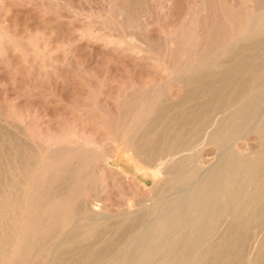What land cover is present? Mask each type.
Segmentation results:
<instances>
[{
    "label": "rangeland",
    "instance_id": "obj_1",
    "mask_svg": "<svg viewBox=\"0 0 264 264\" xmlns=\"http://www.w3.org/2000/svg\"><path fill=\"white\" fill-rule=\"evenodd\" d=\"M263 10L0 0V264H264ZM228 160L194 244L199 182Z\"/></svg>",
    "mask_w": 264,
    "mask_h": 264
},
{
    "label": "bare ground",
    "instance_id": "obj_2",
    "mask_svg": "<svg viewBox=\"0 0 264 264\" xmlns=\"http://www.w3.org/2000/svg\"><path fill=\"white\" fill-rule=\"evenodd\" d=\"M166 1H168V0H166ZM178 3V2H177ZM149 5V4H148ZM242 8V7H241ZM241 11H243V10H241ZM262 12V11H261ZM263 12H264V10H263ZM239 13V12H238ZM242 13V12H241ZM54 15V14H53ZM244 15V14H243ZM42 16V15H41ZM54 17V16H53ZM264 20V19H263ZM44 21V20H43ZM237 22V21H236ZM239 22V21H238ZM234 23V22H233ZM241 23V22H240ZM264 23V22H263ZM259 24V23H258ZM252 25V24H251ZM228 26V25H227ZM243 26H245V25H243ZM257 27V26H256ZM262 27V26H261ZM241 28V27H240ZM242 28H244V27H242ZM245 29H247L246 27H245ZM257 29V28H256ZM256 29H255V31H256ZM260 29V28H259ZM264 29V28H263ZM236 33V32H235ZM256 45V44H255ZM165 91V90H164ZM248 98V97H247ZM206 110V109H205ZM114 120H116V119H114ZM136 120V119H135ZM165 120V119H164ZM163 123V122H162ZM165 123V122H164ZM168 123V122H167ZM173 123V122H172ZM166 126V125H165ZM168 126V125H167ZM150 127V126H149ZM164 128V127H163ZM179 128V127H178ZM161 129V128H160ZM165 129H167V128H165ZM148 130H150V129H147L146 131H148ZM143 132H145V129L144 130H142ZM151 131V130H150ZM165 132L167 131V130H164ZM164 131L162 130V133H164ZM143 132L141 133V134H143ZM149 132V131H148ZM155 132V131H154ZM153 132V133H154ZM157 132V131H156ZM160 132V131H159ZM176 131H174V133H175ZM177 133V132H176ZM211 133V132H210ZM227 133V132H226ZM161 134V133H160ZM160 134H158L157 133V135H160ZM169 134V133H168ZM122 135V134H121ZM155 135H156V133H155ZM166 135V134H165ZM111 136V135H110ZM154 136V135H153ZM179 136V135H178ZM181 136V135H180ZM220 137H222V136H219V138ZM122 138V137H121ZM159 138V141H160V137H157V139ZM179 138V137H178ZM223 138V137H222ZM116 139H117V137H116ZM119 139H120V137H119ZM152 139H154L153 137H152ZM151 139V140H152ZM164 139H166V138H164ZM217 139V138H216ZM90 140V139H89ZM118 140V139H117ZM126 140V139H125ZM215 140V139H214ZM122 141V140H121ZM139 141V140H138ZM156 141V140H155ZM174 141V140H173ZM144 142V141H143ZM146 142H147V140H146ZM220 142V141H219ZM74 143V142H73ZM125 143H128V142H125ZM165 143V142H164ZM179 143V142H178ZM77 144V143H76ZM130 144V143H129ZM148 145H150L149 144V142L147 143ZM143 147L145 146V145H142ZM152 146V145H151ZM150 146V147H151ZM174 146V145H173ZM78 147H81V146H78ZM137 147H138V145H137ZM142 147V148H143ZM149 147V146H148ZM157 147V146H156ZM155 147V148H156ZM83 148V147H82ZM138 148H140V147H138ZM154 148V146L153 147H151V148H149L148 150H150V154H148V153H143L142 154V152H141V154L145 157V159H146V157L149 159V158H154L153 157V155L155 154L154 153V151H155V149L154 150H152ZM165 148V147H164ZM168 148V147H167ZM175 148V147H174ZM141 149V148H140ZM144 149V148H143ZM54 150V149H53ZM164 150H166V149H164ZM137 151H139V150H137ZM141 151V150H140ZM139 151V152H140ZM142 151H144V150H142ZM159 151V150H158ZM75 152V151H74ZM83 152H85V151H83ZM156 152H157V150H156ZM173 153V152H172ZM85 154V153H84ZM90 154V153H89ZM136 154H137V152H136ZM77 155H78V153H77ZM88 155V154H87ZM75 156V155H74ZM155 156V155H154ZM78 157V156H77ZM86 157V156H85ZM114 157V156H113ZM135 157H138V155H136ZM158 157V156H157ZM161 157H164V156H161ZM105 158V157H104ZM228 158H233V156H230V157H228ZM227 158V156H226V160L228 159ZM81 159V158H80ZM85 159V158H84ZM95 159V158H94ZM109 159V158H108ZM137 159V158H136ZM144 159V160H145ZM170 159V158H169ZM232 160V159H231ZM231 160H228V162L226 161V167H225V169H222L221 167L220 168H218L217 170L216 169H214L213 170V168H212V170H211V172H210V174L207 176V178H205L204 180L202 179L200 182H199V186H198V190H199V193H198V195H196V196H194V201H193V203L192 202H190V203H192L193 205H195L196 207H194L195 208V210L197 211L196 212V216L194 217V218H192L191 219V221L190 222H188V223H186V224H183L184 226L186 225V227L187 226H189L190 227V229L192 228L193 229V231H194V234H191V236H189V239L190 238H192L193 240H194V244H195V242H196V239L198 238V237H200V235H205L206 233H204V232H206L207 231V229H209L210 228V226L208 227H205V226H203L202 224L203 223H205L206 221H204L203 222V220L205 219V217L207 216V215H211V217H213V214L215 213V209H213V200H216V199H218V198H220V197H224V192H225V187H227V185L229 184V182L231 183V178L229 177V173L227 172V166H229L228 164H230L229 162L231 161ZM236 160V159H235ZM93 161V160H92ZM98 161V160H97ZM134 161V160H133ZM138 161V160H137ZM96 162V161H95ZM135 162V161H134ZM139 162H140V160H139ZM161 162V161H160ZM56 163V162H55ZM86 164V163H85ZM222 164H223V162H222ZM135 166L137 167V169H139V167H138V164H135ZM230 166H232V165H230ZM49 167H50V165H49ZM53 167H55V166H53ZM97 168V167H96ZM232 168V167H231ZM231 168H229V169H231ZM249 168V167H248ZM247 169V168H246ZM81 170H83V169H81ZM89 170V169H88ZM231 172H232V170H230ZM78 172H79V170H78ZM88 172H90V171H88ZM70 173V172H69ZM84 173V172H83ZM161 173V172H160ZM73 174V173H72ZM79 174V173H78ZM80 175V174H79ZM86 175V174H85ZM70 176H71V174H70ZM75 176H76V174H75ZM74 176V177H75ZM94 176V175H93ZM73 177V179H75ZM78 177V176H77ZM80 177H82V175L80 176ZM79 177V178H80ZM89 177V176H88ZM85 178V177H84ZM78 179V178H77ZM87 179V178H86ZM76 180V179H75ZM81 181H83V179H80ZM235 180V179H234ZM87 182V181H86ZM74 183V182H73ZM77 183V182H76ZM76 183L75 184H73L72 186L74 187V185L76 186ZM81 183V182H80ZM85 183V182H84ZM96 184V183H95ZM78 185V184H77ZM81 184H79V186H80ZM94 185V184H93ZM84 186V185H83ZM91 186V185H90ZM95 186V185H94ZM229 186V185H228ZM34 187V186H33ZM77 188V187H76ZM86 188H87V186H86ZM92 188H94V187H92ZM197 188V187H196ZM228 188V187H227ZM237 188V187H236ZM73 189V188H72ZM78 189V188H77ZM82 189V188H81ZM80 189V190H81ZM73 191V190H72ZM75 192V194L77 195H79V193H76V191H74ZM74 192H72V193H74ZM78 192H79V190H78ZM264 192V191H263ZM196 193V192H195ZM73 195V194H72ZM262 195V194H261ZM68 196H69V194H68ZM192 196V195H191ZM72 199L74 198L73 196L71 197ZM261 198V197H260ZM259 198V199H260ZM71 199V200H72ZM78 200V198H75V200ZM187 199V198H186ZM70 200V199H69ZM64 201V200H63ZM189 201V200H188ZM219 201V200H218ZM54 202V201H53ZM62 202V201H61ZM72 202V201H71ZM70 202V203H71ZM77 202V201H76ZM187 202V201H186ZM21 203V202H20ZM72 203H74V202H72ZM217 203V202H216ZM79 204V203H78ZM67 205H68V203H67ZM72 205V204H71ZM89 205H93V204H89ZM95 206H96V204H94ZM97 205H99V204H97ZM60 206V205H59ZM77 206V208L79 207L78 205H76ZM69 207V206H68ZM71 207V206H70ZM83 207V206H82ZM91 207V209L92 210H95L96 208H98V207H94V206H90ZM178 207L179 206H176L175 205V208H174V210L176 211V209H178ZM184 207H186V206H184ZM190 207V206H189ZM73 208V207H72ZM76 208V207H75ZM79 209H82L81 208V206H80V208ZM127 209V208H126ZM128 209H130V206L128 207ZM71 210V209H70ZM84 210V209H83ZM100 210V209H99ZM173 209L171 210V208L168 210V209H164L160 214H159V216H158V218H157V220L153 223V225H152V228H153V230H159V229H164V228H167L168 227V224H170L171 223V220H174V219H177L178 218V216H179V214H177V213H175V212H173L174 211ZM73 211V210H72ZM75 211V210H74ZM81 211V210H80ZM90 211V210H89ZM183 211V210H182ZM188 211V210H187ZM191 211H192V209H191ZM32 212V211H31ZM97 212V211H96ZM174 213V215H169V213ZM220 212V211H219ZM183 213V212H182ZM222 214V213H221ZM252 214V213H251ZM190 215V214H189ZM225 215V214H224ZM175 216V217H174ZM183 216V215H182ZM222 216H223V214H222ZM228 216V215H227ZM189 217V216H188ZM208 217V216H207ZM217 217V216H216ZM247 217V216H246ZM215 218V217H214ZM235 218V217H234ZM207 219V218H206ZM216 220V219H215ZM218 221V220H217ZM177 222V221H176ZM212 224V223H211ZM25 225V224H24ZM207 225V224H206ZM182 227V226H181ZM222 227V226H221ZM240 228V227H239ZM242 229V228H241ZM192 231V232H193ZM209 232V231H208ZM154 234V233H153ZM203 235V236H204ZM185 236V235H184ZM202 236V237H203ZM254 236V235H253ZM180 237V236H179ZM182 237H183V234H182ZM181 237V238H182ZM221 237V236H220ZM186 238V237H185ZM188 239V240H189ZM199 239V238H198ZM201 239V238H200ZM199 239V240H200ZM192 240V241H193ZM202 240V239H201ZM200 240V241H201ZM211 240V239H210ZM198 242V241H197ZM80 245V244H79ZM197 245V244H196ZM199 245V244H198ZM211 245V244H210ZM261 245V244H260ZM173 259V258H172ZM209 259V258H208ZM210 260V259H209ZM150 261V260H149ZM175 261V260H174ZM176 262V261H175Z\"/></svg>",
    "mask_w": 264,
    "mask_h": 264
}]
</instances>
